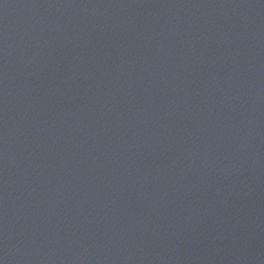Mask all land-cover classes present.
<instances>
[{
  "label": "water",
  "instance_id": "obj_1",
  "mask_svg": "<svg viewBox=\"0 0 264 264\" xmlns=\"http://www.w3.org/2000/svg\"><path fill=\"white\" fill-rule=\"evenodd\" d=\"M0 264H264V0H0Z\"/></svg>",
  "mask_w": 264,
  "mask_h": 264
}]
</instances>
